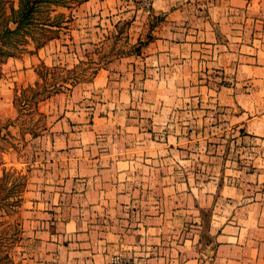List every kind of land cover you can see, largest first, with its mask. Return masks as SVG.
<instances>
[{"label":"crops","instance_id":"crops-1","mask_svg":"<svg viewBox=\"0 0 264 264\" xmlns=\"http://www.w3.org/2000/svg\"><path fill=\"white\" fill-rule=\"evenodd\" d=\"M125 2L73 11V41L131 14L142 46L50 123L65 164L24 199L21 264H264V0Z\"/></svg>","mask_w":264,"mask_h":264},{"label":"rangeland","instance_id":"rangeland-1","mask_svg":"<svg viewBox=\"0 0 264 264\" xmlns=\"http://www.w3.org/2000/svg\"><path fill=\"white\" fill-rule=\"evenodd\" d=\"M81 1H41L36 23L30 26L32 36L28 34L26 41L11 47L16 55H0V264H21L23 248L27 247L22 232L24 199L45 176L52 178L51 169L56 164H65L51 158V137H47L50 123L66 111L77 117L71 103L85 95V82L93 73L115 57L135 53L142 46L130 39L131 14L119 19L102 41L85 40L81 45L77 36L73 41L72 15ZM126 1L125 5H134L132 0ZM10 2L17 6L18 0H8L7 5ZM50 22L55 24L50 26ZM29 53L41 54L31 66L20 61L24 57L28 60ZM78 55L81 58L75 61ZM31 67L29 76L26 69ZM187 144L192 146L193 142Z\"/></svg>","mask_w":264,"mask_h":264},{"label":"trees","instance_id":"trees-1","mask_svg":"<svg viewBox=\"0 0 264 264\" xmlns=\"http://www.w3.org/2000/svg\"><path fill=\"white\" fill-rule=\"evenodd\" d=\"M41 1L44 0H18L17 6H15L12 2L7 5L8 0H0V55L2 57L16 55L15 50H11V47L14 45L17 47V42L26 41L28 34L32 36L30 26L36 23L35 14L39 11ZM51 1L56 2L57 0ZM49 24L51 26L55 22ZM42 25L45 24L42 23ZM42 29L46 30V28ZM50 38L53 37L50 36ZM24 89L23 87L22 90L24 91Z\"/></svg>","mask_w":264,"mask_h":264},{"label":"built area","instance_id":"built-area-1","mask_svg":"<svg viewBox=\"0 0 264 264\" xmlns=\"http://www.w3.org/2000/svg\"><path fill=\"white\" fill-rule=\"evenodd\" d=\"M135 8L143 15H150L154 0H132ZM107 264H139L135 260L129 259L122 254H115Z\"/></svg>","mask_w":264,"mask_h":264}]
</instances>
